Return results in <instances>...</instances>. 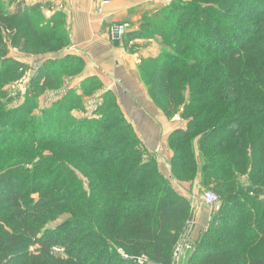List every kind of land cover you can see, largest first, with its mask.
I'll use <instances>...</instances> for the list:
<instances>
[{
    "label": "trees",
    "instance_id": "trees-1",
    "mask_svg": "<svg viewBox=\"0 0 264 264\" xmlns=\"http://www.w3.org/2000/svg\"><path fill=\"white\" fill-rule=\"evenodd\" d=\"M4 5L0 0L1 29L32 31L34 41L42 40L40 45L33 41L36 51L24 44L27 52H55L67 43L64 28L61 39L41 38L43 27L52 22L43 19V4L23 9L18 4L13 12ZM243 5L246 11L238 8ZM165 9L154 15L158 22L145 21L147 31L140 28L132 37L151 36L149 28L161 25V32L176 35L179 43L207 48L201 59L197 53L181 54L177 46H165L160 56L150 58L154 73L164 76L162 88L169 91L166 95L173 100V109L183 103L175 92L181 94L179 89L187 85L193 88L196 81L199 95L181 112L188 125L170 139L173 173L179 180L194 181L200 171L204 187L221 204L212 214L211 228L200 234L189 264H264V206L260 203L264 189L255 188L264 175V0H189ZM240 14L246 19H240ZM169 20L172 29L166 28ZM8 53L0 44V83L5 85L19 78L25 67ZM204 59L203 70L191 78V67ZM81 62L74 56L44 61L29 91H39L49 76L62 68L78 69ZM92 83L96 81L83 84L85 91ZM112 97L104 95L103 109ZM29 102L28 98L25 104ZM73 102L53 112L55 120L67 119ZM62 120L53 125L57 135L44 134L39 141L63 140ZM5 121L0 126L4 140L9 129ZM53 122L40 125L49 127ZM73 124H66L68 131H75L63 142L74 144L90 161L74 169L87 173L91 165L104 171L85 174L92 185L88 192L64 161L48 166L42 176L39 173L50 158L31 171L11 168L16 162L0 171V184L7 185L0 191V264H173L176 247L193 221L191 201L173 189L155 158L144 156L136 132L118 106L102 112L97 120ZM23 133L20 136L25 137ZM198 136L201 166L192 144ZM244 175L251 185L240 180ZM62 212H70L73 218L58 229L50 227L49 222Z\"/></svg>",
    "mask_w": 264,
    "mask_h": 264
},
{
    "label": "rangeland",
    "instance_id": "rangeland-1",
    "mask_svg": "<svg viewBox=\"0 0 264 264\" xmlns=\"http://www.w3.org/2000/svg\"><path fill=\"white\" fill-rule=\"evenodd\" d=\"M2 1L5 4L4 6L6 7H8V5L10 4L9 0H2ZM113 1L114 0H98L97 5H96V10L99 13L103 12V8L106 5L111 4ZM187 1L189 0H162L159 6H157V9L155 12L145 13L143 16H141L138 20L134 22L120 21V22H114V24L110 25L111 26L110 36L112 40L114 39V34L117 30L119 34V39H118L119 44L118 45H122L126 51L130 53L132 52V54L139 51V48H142L144 46V44L141 45V44L136 43V40H145L147 41V43H151V45L154 46V51L151 52V54L147 55L143 59H139L141 60L140 65L137 66V70L139 74V83L144 86L143 87L144 90L145 89L146 91L148 90V94L150 96V99L153 101L154 105L158 109H160L162 113L164 112V114L167 115L166 117L168 118L173 117L177 121L181 119H185L186 121H188V119L185 116H183L181 112H183V109L186 105L190 104V102L193 101L192 99L193 96L199 95L198 90L196 89L198 87L196 84V81L192 82L191 86L193 88L187 85L189 87L186 86L184 89L183 88L179 89V91L182 92L181 94H179L178 92H175L176 99L179 96L180 97L179 99L183 101V103L181 104L180 107H178V109L176 108L177 110L173 109L172 108L174 106L172 103L173 100H171L170 97L166 95L167 93H169V91L166 92V89L162 88L163 87L162 77L164 78V76L160 74L159 72L158 74L154 73L155 67H154L153 62L150 61V58L152 57L157 58L158 56H160L165 46L168 48L170 47L171 49H174L177 46L176 48L181 54L197 53L196 57L201 59L202 55H206L207 48L206 49L201 48L200 46L194 45L193 43L191 44L190 43L183 44L182 42L179 43V40L177 39L176 35L172 36L169 33L164 34L163 31L161 32L162 30L161 25L156 28H153V27L149 28V32L151 33V36H145L144 38H134L132 36H136V35L134 34L128 35L127 33L125 35L120 36L119 29L122 27H125L127 31L133 28H134L133 30L138 31L140 30V28H144L143 24L145 21L149 20L150 22H152V24L155 22H158L157 21L158 18L154 17V15L159 12L167 11V9L165 8H167L168 6H174L175 4H178L179 2L184 3ZM238 8H241L244 11L247 10V7L244 5ZM50 10H52V8L49 9V12ZM47 11L48 9L44 11L43 19L52 21L53 23L51 22L50 24H47L45 27H43L42 32L39 33L43 37L41 36L39 37L44 38L45 35H48V37L55 35L56 38L61 39L62 33L60 32H62L63 31L62 29L64 28L63 34L67 36L66 38L67 43L64 45V47L58 50H55V52H48L45 54H41L40 56H43V55L50 56L51 54L60 52L65 48L66 49L67 48L70 49L72 47L75 48V46L72 44L70 40V31L67 27L68 17L65 14L63 15L60 13L59 15H56L54 19L49 18L45 14V12ZM231 16L230 17L235 20L238 14L235 13ZM239 18L246 19L245 15H241V14L239 15ZM43 19L40 20V23L44 22ZM170 20L166 24V28L172 29L173 25L170 24ZM200 27L201 26H197L195 27V29H199ZM16 28H23V27L17 26ZM144 29L147 31L146 27ZM19 31L20 30H15V31L13 30L11 32L5 29H1L0 27V44L6 46V49L9 51L7 56H11L14 59H17L18 61L22 62L25 66L21 70L22 75L19 78L10 80V82H8V84L6 85L4 84V82L0 83L1 85L0 90H2L3 92V95H0V126L2 125V122L6 120L5 122H7L8 128H9L7 130L8 136L5 137L6 138L5 140H4V137H1L2 135L0 134V141L4 140L3 147L0 149L1 152L4 151L3 155H0V171H2L4 168L11 166V164H13L14 162L16 163L13 164L11 168L13 167L15 168L19 167V169L29 168L31 171L35 168L37 163L46 161L47 159L50 158L49 165L48 164L44 165L39 173V176H42L44 173H46V171L49 170L48 166L52 167L56 165L55 162L58 163L60 161H64L70 167H72L73 170H75V174L78 176V178L82 180L85 190L88 192L89 189H91L92 185H91L90 178H88L85 174H89V172L91 171L92 172L93 171L102 172L104 170L93 167L91 165H89L88 166L89 168L86 169L87 173L85 172L83 173L82 171H79L78 169H74V167H77L79 164L82 165V163H87V162L89 163L90 161H89V158H86V156L81 151L74 148L75 147L74 144L70 145L68 143L63 142V140H66V139L69 140L70 137L72 138L71 132L75 131V130L68 131L69 129H67L68 127L66 126V124L70 121V122L76 123V124H73L74 126H78L80 124H83L84 122H87L88 120H93V119L97 120L102 115V112L108 111L115 106L119 107L123 116H125V114L121 106H119V103L115 97L114 98L112 97V99L110 98V100L108 101V105H106L104 109L102 108L104 104V95L106 93L113 95V92L109 91L105 93L103 85L98 83V78L94 79V80H97L96 83H92L91 85L90 84L88 85V87L90 88L87 89L86 91L83 85H78L77 87H73V86H70L68 82H66L67 79H70L71 77L81 74V71L84 68L83 62H81L82 65L78 69L70 67V69L62 68L61 70H58L57 75L48 77V80H47L48 83L45 84V87L42 86L41 89L35 93L30 92L29 90H30V86L32 85L33 80L34 81L37 80L36 77L38 75V72L40 68L43 67V60L42 58L36 59V57H40L37 54L33 52H29V51L27 52L24 47V44H28L27 45L28 50L36 51L38 50L37 45H40L42 43V40L39 39V41H34L32 37L33 34H31L32 31L25 30L22 33H20ZM162 33L163 35H161ZM14 37H16L15 40H13ZM33 41L37 42V45L36 43L34 45ZM13 51H15L18 55L13 54ZM57 57L55 56H51L49 58L47 57L46 61L47 62L55 61V59H58ZM32 58H34V60H32ZM206 59H204V62H201V63L199 62L195 64V66L191 67V70H189V74L191 78L194 77L195 74L198 73V71H201L202 69L201 67H203V65L205 66L204 63L206 62ZM57 64H58L57 62L53 63L50 66V68L55 67ZM5 79L7 80V77ZM1 81H4V80H1ZM43 81H44V78L41 79V82H39L38 85L43 83ZM35 86L36 85H34L33 88L37 87ZM177 88H174L173 90H176ZM73 95L74 96L79 95L80 98L76 100L68 99ZM28 98L30 99V102H29L30 105L25 104ZM71 100H74L73 103L75 104L72 105V108L70 109L68 113V118L62 120L61 118L57 117V120H55L56 118L53 112L60 109L61 106H64L65 108V106L70 105ZM51 111H52V114L48 116L49 118L48 119L45 118ZM65 116H67V114H65ZM125 118L128 124L131 126L132 130L136 132L137 137L139 138L138 133L135 130L132 123L130 122V120L127 118V116H125ZM48 120L51 122L54 121L52 124H49V127L40 125L42 124V121L46 122ZM60 120H62V124H64L62 127H66V131L63 132L64 133L63 138H62L63 140L61 141L60 140H57V141L43 140L42 142L39 141L40 138H42L44 134L48 136L57 135L53 125L54 124L57 125L58 123H55V121H60ZM44 127L47 130H45ZM22 133L25 137L20 136ZM32 133L35 135H33ZM60 133H62V131ZM30 136H32L34 139L29 138ZM18 139H20L19 140L20 142L19 141L17 142ZM78 139H80V137H78ZM95 146H98V145L95 144ZM10 157L12 158V160L10 159ZM93 175H96V174H93ZM241 177L243 178V176ZM244 177H246V175H244ZM260 177H261L260 183H258L255 186V188L258 187V185H260V187L264 189V175L262 174L260 175ZM245 182L250 184L249 178L246 177ZM6 187L7 185L5 186L3 184H0V191L3 192V190H5ZM207 192H209V189H205L203 192L200 191L199 192L200 195L199 193H195L196 194L195 197L200 199L202 195V199H203L204 195ZM35 197H38V195H35ZM260 197H261L260 203H262L264 206V191L260 195ZM246 208L249 209V205L245 207V209L243 210L247 211ZM214 210L216 211L215 208ZM71 218H73V215H71L70 212H62L54 220L49 222L50 224L49 226L55 228L58 225H61V223L66 222V220H69ZM192 223L193 222L189 224L187 230L183 233V237L181 241L176 247L177 253L175 255L173 264H177L179 259H181L182 255L185 254L187 251H190V252L194 251L193 249L198 239H195L190 233L189 228L192 227L193 225ZM58 228L59 226L57 227V229ZM209 228H211V222L208 221L206 229H209Z\"/></svg>",
    "mask_w": 264,
    "mask_h": 264
},
{
    "label": "crops",
    "instance_id": "crops-1",
    "mask_svg": "<svg viewBox=\"0 0 264 264\" xmlns=\"http://www.w3.org/2000/svg\"><path fill=\"white\" fill-rule=\"evenodd\" d=\"M97 2L98 0H9L10 4L7 8L13 12L16 11L18 4L23 9V7L29 8L41 3L43 4V14L48 9L45 12L47 17L54 19L60 13L68 17L67 27L70 31V40L75 48H65L50 56H40V54L38 55L40 57H36V59L42 58L44 62L47 57L51 56H58L57 58L77 57L83 62L84 68L81 74L67 79L66 82L70 86L77 87L98 78V83L103 85L105 93L113 92V96L125 116L137 131L145 155L155 158L159 171L170 180L173 189L191 201L193 225L189 229L191 235L198 239L200 234L207 230V223L211 222L215 210L204 203L202 195L200 199L195 197V193L203 192L206 189L200 171L194 181L179 180L174 175V150L170 145L172 136L181 129H185L188 121L185 119L177 121L173 117H166L167 115L154 105L148 90H144V86L139 83L137 70V66L141 62L139 59L151 54L154 51V46L145 40H136V43L144 44V46L132 54V52L126 51L122 45L116 44V41L112 40L110 36L111 24L120 21L134 22L145 13L155 12L162 0H114L111 4L106 5L101 13L96 10ZM50 8L52 10L49 12ZM133 29H130L127 34L130 35L135 31ZM13 54L17 53L13 51ZM95 81L97 82V80ZM192 144L201 166L200 147L202 144L200 137H196ZM246 177L248 178V176ZM246 177L243 176L240 179L245 185L248 184L245 182ZM192 253L187 251L179 261L189 257Z\"/></svg>",
    "mask_w": 264,
    "mask_h": 264
},
{
    "label": "built area",
    "instance_id": "built-area-1",
    "mask_svg": "<svg viewBox=\"0 0 264 264\" xmlns=\"http://www.w3.org/2000/svg\"><path fill=\"white\" fill-rule=\"evenodd\" d=\"M119 33H120V36H122V35H125L126 33H128V31L126 30L125 27H122L119 29ZM203 201L209 207H213L216 210H219L220 205H221V204H219V199H218L217 195L211 190L204 195Z\"/></svg>",
    "mask_w": 264,
    "mask_h": 264
},
{
    "label": "water",
    "instance_id": "water-1",
    "mask_svg": "<svg viewBox=\"0 0 264 264\" xmlns=\"http://www.w3.org/2000/svg\"><path fill=\"white\" fill-rule=\"evenodd\" d=\"M114 39H115V41H116V44H119V41H118V39H119V34H118L117 30H116V32H115V34H114ZM192 254H193V253H192ZM192 254H191L189 257H187V258H183L181 261H178L177 264H189V260H190V258L192 257Z\"/></svg>",
    "mask_w": 264,
    "mask_h": 264
}]
</instances>
